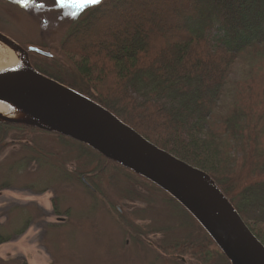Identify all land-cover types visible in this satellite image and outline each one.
Segmentation results:
<instances>
[{
	"label": "trees",
	"instance_id": "1",
	"mask_svg": "<svg viewBox=\"0 0 264 264\" xmlns=\"http://www.w3.org/2000/svg\"><path fill=\"white\" fill-rule=\"evenodd\" d=\"M163 1L176 12L163 20L177 32L164 40L145 21ZM91 38L97 44L88 47ZM60 52L70 67L35 69L206 173L264 245V75L257 72L264 73V0L83 4ZM237 61L251 68L235 73ZM0 127L18 131L24 143L37 130ZM160 252L194 264H230L208 236L201 245Z\"/></svg>",
	"mask_w": 264,
	"mask_h": 264
},
{
	"label": "rangeland",
	"instance_id": "2",
	"mask_svg": "<svg viewBox=\"0 0 264 264\" xmlns=\"http://www.w3.org/2000/svg\"><path fill=\"white\" fill-rule=\"evenodd\" d=\"M81 5L80 0H0V33L16 48L34 46L49 54L48 59L28 54L26 61L53 74L68 65L61 43ZM152 8L145 21L161 38L177 34L163 20L176 13L167 2ZM91 39L88 47L97 44ZM238 61L235 73L251 68ZM6 63L7 48L0 40V66ZM18 134L0 127V147L7 144L0 149V264H23L26 258L18 255L26 253L38 264H194L160 252L169 245L207 241L167 194L76 141L36 130L26 144H18ZM82 175L94 192L80 182ZM50 208L56 216L46 211ZM55 217L66 221L57 223ZM29 226L26 238L15 239Z\"/></svg>",
	"mask_w": 264,
	"mask_h": 264
},
{
	"label": "water",
	"instance_id": "3",
	"mask_svg": "<svg viewBox=\"0 0 264 264\" xmlns=\"http://www.w3.org/2000/svg\"><path fill=\"white\" fill-rule=\"evenodd\" d=\"M0 40L11 43L2 35ZM13 45L25 57L26 67L0 74V101L37 122H1L52 131L90 147L171 196L230 264H264V245L203 171L157 148L90 99L39 74L26 61L27 51Z\"/></svg>",
	"mask_w": 264,
	"mask_h": 264
},
{
	"label": "bare ground",
	"instance_id": "4",
	"mask_svg": "<svg viewBox=\"0 0 264 264\" xmlns=\"http://www.w3.org/2000/svg\"><path fill=\"white\" fill-rule=\"evenodd\" d=\"M3 44H5L7 48V63L2 67L0 66V74H8L11 72H18L24 70L26 67L25 57H23L17 52L13 44H7L5 42H3ZM5 119H12L28 123H32L35 121L34 119H31L29 115L18 109L16 106L10 103L0 101V120Z\"/></svg>",
	"mask_w": 264,
	"mask_h": 264
},
{
	"label": "flooded vegetation",
	"instance_id": "5",
	"mask_svg": "<svg viewBox=\"0 0 264 264\" xmlns=\"http://www.w3.org/2000/svg\"><path fill=\"white\" fill-rule=\"evenodd\" d=\"M13 141V140H12ZM5 145H7V144H4L3 145V148L5 149ZM99 171V170H98ZM87 177V178H86ZM89 178H88V176L87 175H82V176H80V182L86 187V188H88L89 190H91V191H93L94 192V188L92 187V182H91V180H88ZM1 190H4V187L1 189ZM46 211H50L51 212V215L52 216H56V214H55V209L53 210V209H49V210H46ZM118 212L120 213V209H119V207H118ZM56 219L58 218V217H55ZM56 221V220H55ZM57 222V221H56ZM63 221H60L59 223H62ZM28 229V228H27ZM4 241L2 240V241H0V243H3Z\"/></svg>",
	"mask_w": 264,
	"mask_h": 264
},
{
	"label": "snow or ice",
	"instance_id": "6",
	"mask_svg": "<svg viewBox=\"0 0 264 264\" xmlns=\"http://www.w3.org/2000/svg\"><path fill=\"white\" fill-rule=\"evenodd\" d=\"M17 2H23V3H27V0H17ZM80 2L82 3V4H92V5H99L101 2H102V0H80ZM43 5H41V7H42Z\"/></svg>",
	"mask_w": 264,
	"mask_h": 264
}]
</instances>
